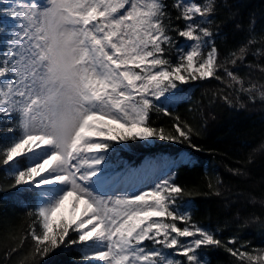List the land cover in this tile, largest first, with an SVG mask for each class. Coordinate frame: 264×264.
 <instances>
[{"label": "snow or ice", "instance_id": "snow-or-ice-1", "mask_svg": "<svg viewBox=\"0 0 264 264\" xmlns=\"http://www.w3.org/2000/svg\"><path fill=\"white\" fill-rule=\"evenodd\" d=\"M172 7L183 27L173 26L163 0H23L0 9L17 21L0 58V124H11L2 133L8 140L0 141V164L18 194L31 198L35 211L29 215L36 219L28 234L41 260L79 247L80 264H211L201 249L224 248L240 264H264V249L241 251L247 245L236 248L235 236L218 238L219 226L191 221L184 207L191 193L172 174L137 193L103 192L106 156L115 142L123 148L129 141L162 140L197 149V132L179 117L175 134L151 118L170 115L166 102L175 100L180 84L223 81V71L232 81L227 87L256 98L251 93L257 85L245 87L244 78L227 67L244 62L255 38L219 62V32L206 26L213 23L214 0H174ZM177 38L187 47H179ZM259 95L264 99V91ZM185 196L189 200L180 204ZM70 199L71 218L57 219Z\"/></svg>", "mask_w": 264, "mask_h": 264}, {"label": "trees", "instance_id": "trees-1", "mask_svg": "<svg viewBox=\"0 0 264 264\" xmlns=\"http://www.w3.org/2000/svg\"><path fill=\"white\" fill-rule=\"evenodd\" d=\"M163 2L173 17V26L183 27V21L174 19L179 15L172 7L174 0ZM214 3L216 10L210 17L213 23L206 26L214 33L219 32L214 36L219 62L250 36L256 40L249 47L243 63L237 61L235 67L230 63L227 65L244 78L245 87L249 82L257 85L258 90L251 93L256 98L250 99L245 92L237 93L236 85L227 87L232 81L223 71L218 73L223 81L211 78L180 84L181 90L175 100L169 101L173 104L168 107L170 115L154 113L151 118L167 134H175L172 125L175 117H179L182 123L197 132L192 137V144L197 149L187 143L156 140L152 144L129 141L123 148L115 142V151L128 161L137 162L147 154L167 152L175 157L187 150L190 154L188 161L172 165L171 171L175 183L186 193H191L186 207L190 209L191 221L205 228L219 226L222 229L219 239L226 242L235 236L236 248L246 244L241 251L253 252L254 249H264V99L259 95L264 91V71L257 67L264 66V54L252 55L257 49L264 52V0H214ZM253 19L255 24L250 31ZM237 24L241 26L239 29ZM169 34L176 37L175 32ZM177 39L179 47L185 45L184 38ZM176 59L173 52V63ZM248 64L252 67H247ZM225 96L231 105L222 98ZM8 127L11 124H0V141H7L2 133ZM235 170L242 174H234ZM13 185L14 179L0 164V264H80L79 247L57 250L44 260L34 256V242L28 233L36 219L29 213L35 209L31 198L21 197ZM217 189L220 195L214 194ZM185 200L189 197L185 196L181 201ZM227 246L233 247L231 244ZM201 253L207 255L211 264H240L238 258L224 248L201 249Z\"/></svg>", "mask_w": 264, "mask_h": 264}, {"label": "rangeland", "instance_id": "rangeland-1", "mask_svg": "<svg viewBox=\"0 0 264 264\" xmlns=\"http://www.w3.org/2000/svg\"><path fill=\"white\" fill-rule=\"evenodd\" d=\"M11 3H8L6 8H11L18 3H21V0H8ZM41 5L46 3V0H38ZM2 20L8 26L9 30L7 34H3L1 37V50L3 52L8 48L9 40L12 38V29L16 28L17 21L12 19L11 16L3 13ZM10 25V26H9ZM181 89L180 85L178 86L179 92ZM171 99V98H170ZM156 140H152L147 144H152ZM117 155V154H116ZM188 152L184 151L180 154L179 158L174 161V163H179L187 159ZM171 163L168 154L166 153H158L156 155H146L144 156L139 163L136 165H128L122 158L109 157L106 156V164H105V175L102 178L104 182L103 192L106 194H114V195H123L126 193H137L139 190L144 189L147 190L146 186H151L155 182H158L159 179L166 178L170 172L171 166L174 164ZM173 176V174H172ZM183 204L182 201L179 202ZM72 201H66L64 207L57 214V219L61 216H66L71 218L72 212ZM83 205H81V208ZM187 207V204L184 205ZM80 209H77L76 215L79 216ZM165 223L171 222L170 218L164 220ZM180 221H176L178 227H184V223ZM183 239V238H181ZM257 252H253L256 254ZM180 259L181 257H176Z\"/></svg>", "mask_w": 264, "mask_h": 264}]
</instances>
